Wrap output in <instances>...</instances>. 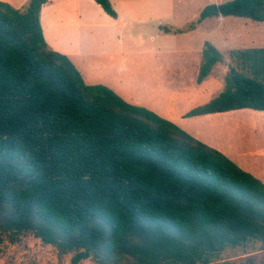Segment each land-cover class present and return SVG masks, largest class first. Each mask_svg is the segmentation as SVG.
<instances>
[{
	"label": "trees",
	"instance_id": "obj_1",
	"mask_svg": "<svg viewBox=\"0 0 264 264\" xmlns=\"http://www.w3.org/2000/svg\"><path fill=\"white\" fill-rule=\"evenodd\" d=\"M47 0L0 1V245L31 233L69 264H231L225 247L264 242V182L219 150L49 48ZM109 16V0H94ZM264 21V0L208 4L211 16ZM169 31L168 28L164 29ZM225 87L191 117L264 111V46L232 49ZM206 42L201 82L220 60Z\"/></svg>",
	"mask_w": 264,
	"mask_h": 264
},
{
	"label": "rangeland",
	"instance_id": "obj_2",
	"mask_svg": "<svg viewBox=\"0 0 264 264\" xmlns=\"http://www.w3.org/2000/svg\"><path fill=\"white\" fill-rule=\"evenodd\" d=\"M225 1L229 0H215L212 3ZM57 5L54 4L55 10L51 9V12L48 7L43 11L40 24L45 28L47 39H52L65 54H70L68 57L82 76L93 84L110 86L127 100L145 96L146 100L155 103L161 110H175L176 99L179 102L184 99L186 110L209 101L224 89L229 66L235 64L229 52L232 49L264 46V21L220 15L215 16L221 17L217 18V22L207 24L212 33H207L204 26L194 35L169 29L165 31L169 34L150 40L153 28L145 26L124 28L122 33L126 36L121 44L90 41L83 36L79 41L80 29L71 27L73 22L71 18L67 19L65 8L61 7L62 14L58 17L60 9ZM59 22L62 26L56 27L54 23ZM206 42L221 52V58L209 74L197 82L198 72L194 70L193 60L183 59L182 55L188 49L196 51L199 44L203 49ZM156 81L161 87H153V91L149 92ZM237 116L245 118L239 124L248 131L240 145L251 150L264 148V111L240 113ZM253 159V167L241 164L251 163L247 157L240 158L236 164L264 182V155ZM246 166H251L253 171ZM72 255V252L63 254L54 246L44 244L31 233L21 234L18 242L5 240L0 245V264H69ZM212 260L231 264H264V242L251 239L240 246L225 247ZM77 264L96 263L87 258Z\"/></svg>",
	"mask_w": 264,
	"mask_h": 264
},
{
	"label": "crops",
	"instance_id": "obj_3",
	"mask_svg": "<svg viewBox=\"0 0 264 264\" xmlns=\"http://www.w3.org/2000/svg\"><path fill=\"white\" fill-rule=\"evenodd\" d=\"M0 1L6 2L16 9H23L28 0ZM212 1L215 0H109L113 9L117 13V17L113 18L106 14L94 0H47L40 9V23H42L43 11L48 7L51 12V9H54V4H58L57 6L60 9L58 17L62 14L61 7L65 8L67 19L71 18V21L73 22L71 27H78L80 29L81 33L79 41L81 36H83L86 40L90 41L100 40L107 43L121 44L126 36L122 33L124 28H142L145 26L153 28V32L150 34V40L169 34V32H165V28L180 31L181 34L194 35L199 33L200 29L204 26L207 33H212L207 24L212 21L217 22V18L221 17H206L194 27L191 26V23L196 21L204 6H206V4L208 5L209 2V4H212ZM61 24V22L54 23L56 27L62 26ZM41 27L44 39L49 47L51 46V49H55V51L63 52V54H65V51L56 46L52 39H47L45 28L43 25ZM201 50L199 44L196 51L192 52L188 49L184 55H182L183 59L193 60L192 65L196 73L198 72L202 59ZM68 54L69 53L66 52L67 56ZM181 54L183 53H180L179 55ZM83 79L86 83L93 84L87 81L84 76ZM159 86L161 87L156 81L148 91L151 92L153 91V87ZM195 90L197 91L196 87ZM213 97L214 96H212V98ZM124 99L127 100L125 97ZM127 101L144 106L172 121L196 139L219 150L235 163H238L240 158L247 157L250 158L251 163L241 162V164H250L253 167V158L264 155V148L259 149L256 147L251 150L247 146L240 145V143L246 139L245 137L248 131H245L239 124L245 118L239 117L237 114L239 115L240 113L251 111L258 112L259 110L241 108L225 112L185 117L184 114L191 108L186 110L187 108H185L186 103H184V99L182 102H179V99H176L175 106L173 107L176 108L175 110H161V108L155 103L146 100L145 96H139L133 100L128 99ZM239 139L241 141H239ZM251 166L250 168L248 166L246 167H248L247 169L252 170Z\"/></svg>",
	"mask_w": 264,
	"mask_h": 264
}]
</instances>
